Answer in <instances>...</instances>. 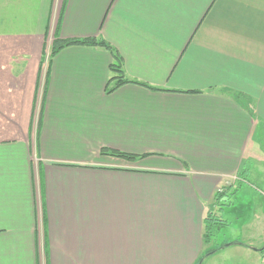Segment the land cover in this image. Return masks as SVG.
Segmentation results:
<instances>
[{
    "label": "crops",
    "instance_id": "obj_1",
    "mask_svg": "<svg viewBox=\"0 0 264 264\" xmlns=\"http://www.w3.org/2000/svg\"><path fill=\"white\" fill-rule=\"evenodd\" d=\"M45 10L32 31H0V264H197L219 251L204 219L236 194L227 181L264 183V0ZM55 38L105 41L128 83L108 90L115 60L101 48L44 64Z\"/></svg>",
    "mask_w": 264,
    "mask_h": 264
},
{
    "label": "rangeland",
    "instance_id": "obj_2",
    "mask_svg": "<svg viewBox=\"0 0 264 264\" xmlns=\"http://www.w3.org/2000/svg\"><path fill=\"white\" fill-rule=\"evenodd\" d=\"M8 1L13 2V7L6 11V0H0V7H4L7 14L0 10V31L9 26L6 22H13L14 30L18 33L32 31L37 28L38 21L45 18L47 0ZM49 57L50 49L47 48L44 64ZM258 138L264 150V133ZM252 167L259 170L255 165ZM248 179V182L238 183L236 194L224 196L223 202H220L219 208L215 210L216 217L225 224L213 232L211 243L215 248L218 247L219 251L205 258L202 264H264V183L258 177ZM236 182L238 178L227 181L229 184L227 188H235L233 185ZM223 189L218 193L224 194ZM254 189L261 191L263 197ZM231 191L229 190L228 194Z\"/></svg>",
    "mask_w": 264,
    "mask_h": 264
},
{
    "label": "trees",
    "instance_id": "obj_3",
    "mask_svg": "<svg viewBox=\"0 0 264 264\" xmlns=\"http://www.w3.org/2000/svg\"><path fill=\"white\" fill-rule=\"evenodd\" d=\"M69 47L101 48V49L112 51L114 54L115 63L111 67L113 77L109 80V84L112 82H114V84L112 85L111 89H108V90L113 91L115 88H117V87H119L125 83H128V80L125 78L124 72L122 70V59L113 50V48L108 43H106L105 41H103L101 39H95V38L73 39V40H60V39L55 38V40L53 41L51 48H50V57L55 56L61 50L65 49V48H69ZM102 153L103 154L108 153L110 155L122 157L125 159H134V157L130 156V155L119 154V153H115V152H107L105 150H103ZM238 181L240 182L239 184H242V183L248 182L249 179H248L247 175L241 174L240 176H238ZM221 197H222L221 194L216 193L214 196L215 203H218L220 201ZM219 206H220V204L217 205V208H219ZM224 225H225L224 222L216 217L215 212H208V214L206 215V217L204 219L203 241L207 244L210 243L212 241V238H213V232L216 231L219 227H222ZM217 251H218V249L214 250L213 252H211V251L210 252L216 253ZM205 258H206L205 255L200 257L197 264H199V262Z\"/></svg>",
    "mask_w": 264,
    "mask_h": 264
},
{
    "label": "water",
    "instance_id": "obj_4",
    "mask_svg": "<svg viewBox=\"0 0 264 264\" xmlns=\"http://www.w3.org/2000/svg\"><path fill=\"white\" fill-rule=\"evenodd\" d=\"M212 253H208V254H206V256L205 257H208L209 255H211ZM202 262V260L199 262V264Z\"/></svg>",
    "mask_w": 264,
    "mask_h": 264
}]
</instances>
